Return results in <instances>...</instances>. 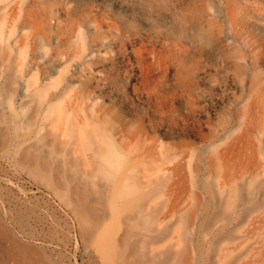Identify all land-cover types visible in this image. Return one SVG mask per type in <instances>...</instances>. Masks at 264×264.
Masks as SVG:
<instances>
[{
	"label": "bare ground",
	"instance_id": "obj_1",
	"mask_svg": "<svg viewBox=\"0 0 264 264\" xmlns=\"http://www.w3.org/2000/svg\"><path fill=\"white\" fill-rule=\"evenodd\" d=\"M112 1L0 0V84L11 119L20 117L15 133L27 132L17 137L18 159H32L30 176L75 209L85 232L84 212L106 210L95 203L114 169L146 168L128 176V187L149 185L154 169L169 171L177 179L162 209L178 212L184 236L196 212L175 194L188 165L213 195L210 235L238 192L232 185L246 186L248 196L250 186L264 185V0ZM159 131H185L198 145L165 144L153 136ZM138 191L125 194L122 233L108 243L111 264L135 263L145 237L129 244L130 227L153 241L164 235L152 229L154 194ZM0 231L6 247L1 223ZM215 245L206 264L216 263Z\"/></svg>",
	"mask_w": 264,
	"mask_h": 264
},
{
	"label": "rangeland",
	"instance_id": "obj_2",
	"mask_svg": "<svg viewBox=\"0 0 264 264\" xmlns=\"http://www.w3.org/2000/svg\"><path fill=\"white\" fill-rule=\"evenodd\" d=\"M1 71H5L4 67ZM4 94L0 84V115L3 117L0 121V223L8 232L7 238L1 236L6 239V247L2 241L0 264H111L108 243L116 234L122 233L120 210L127 202L125 194L141 192L138 189L154 194L152 229H164V235L153 241L149 233L130 227V233L125 236L129 244L138 236L145 237L143 242L138 243L142 247L132 253L130 259L135 262L133 264H142L146 257L151 258L153 254L157 255V264H206L213 241L216 243L215 264H264V185L250 186L253 193L249 196L246 195V186L232 185L231 189L238 192L225 200L226 207L221 212L217 227L212 234L206 235L205 216L212 207L213 195H210L209 185L196 177L200 170L198 173L190 172L188 165L183 169L186 178L185 182H181L183 192L175 194L178 203L186 208L192 207L196 212V218L189 222L186 236L178 228L181 220L178 212L166 216L162 209L169 204L164 199L165 193L177 177L169 171L154 169L149 185L132 184L133 187H128V176L146 168L128 170L127 166L114 169V180L104 195V201L95 203L96 207L104 206L106 210L84 212V223L91 230L85 232L75 209L69 207L65 199L56 196L46 183L30 176L32 159L25 163L19 161L16 140H19L17 137L25 139L27 132H18L19 136L15 133L13 128L20 117L18 114L16 120L11 119V107ZM134 105L143 106L138 101ZM3 133L5 140L1 139ZM153 136L165 144L194 141L198 145L192 134L185 131L173 136H165L159 131ZM167 166L171 165L164 163L161 167ZM190 176L191 181L188 180ZM58 184L63 188L60 180ZM97 216L98 219H95ZM123 245L128 246V242ZM167 247L170 248L168 251Z\"/></svg>",
	"mask_w": 264,
	"mask_h": 264
}]
</instances>
